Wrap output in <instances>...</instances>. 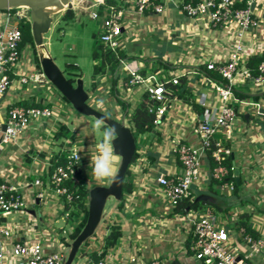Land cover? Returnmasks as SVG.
Instances as JSON below:
<instances>
[{
  "label": "crops",
  "instance_id": "0c3cea01",
  "mask_svg": "<svg viewBox=\"0 0 264 264\" xmlns=\"http://www.w3.org/2000/svg\"><path fill=\"white\" fill-rule=\"evenodd\" d=\"M180 1L166 0L161 11L142 13L133 12L130 0L117 1L126 9L118 48L125 55H133L121 59L111 74L115 78L116 94L110 92L109 96L115 98L117 95L128 103L125 113L118 112L120 118L110 114V104H106V97L109 96H105V93H108L110 84L107 82L110 77L108 73L95 76V90L84 89L90 106L122 120L130 127L132 134L129 111L145 100L146 91L144 81L129 84L125 80L127 61L133 60L131 65L144 70L142 77L151 75L156 81L168 85L179 84L180 78H184L183 85L192 98L198 91H206L211 98L214 93L205 80L204 63L223 60L237 42L230 29L210 26L203 17L184 15L179 8ZM252 9L259 18V24L256 30L239 40L245 60L251 54L264 52V0H254ZM76 14L73 11L72 19L76 20ZM19 15H24L23 9L0 11V29L9 27ZM20 58L14 68L16 73H22L26 68L31 71V66L36 69L34 63L24 64ZM174 76L177 83L170 82ZM76 77L82 79L83 86L82 75ZM39 83L19 84L14 78L10 86L0 93V121L6 115L7 106L18 101L47 103L51 110L48 117L31 119L11 141L0 144V179L18 185L24 199L22 211L0 212V226L11 229L9 237L0 236V242L3 247L15 240L38 242L45 252H59L64 257L72 239L70 233L78 225L83 212L80 211L76 217L64 216L61 199L45 184L42 185L43 195L36 197L37 186L32 184V180L38 177L45 183L50 160L62 152L76 151L81 157L77 167L85 177L86 189L106 185L108 181H97L91 174L88 158L96 155L99 143L92 137V118L75 111L51 87H47L45 81ZM234 84V90L241 94L238 96L234 92L236 100L232 101L235 122L229 135L218 130L214 138L228 148L232 168L238 169L240 187L236 194L223 193L213 184L214 193H210L207 161L202 154L198 160L196 178L189 187V197L192 199L205 194L210 197L209 200L227 206V211L218 218L227 222L226 227L230 232L235 231L231 227L234 226L231 225V217L239 212L248 213L250 229L255 236L264 240V87L240 78H236ZM99 101H103L102 107H97ZM215 101L216 98L209 100L210 103ZM255 108L260 113H256ZM199 114L180 98L169 95L159 122L148 131L137 132L136 136L133 134L135 156L123 177L130 183L131 189L121 193L120 199L106 197L97 226L79 244L70 264H87L89 253H97L101 249L103 235L111 223L118 224L120 236L102 256L104 264H147L150 261L157 264H170L171 261L199 264L190 249L186 212L173 210L156 181L160 173L170 177L179 172V163L172 147L176 141L196 144L192 126L200 119ZM107 199L109 203L105 207ZM16 261L6 247L0 264H16ZM252 261L264 264V254L253 256Z\"/></svg>",
  "mask_w": 264,
  "mask_h": 264
},
{
  "label": "built area",
  "instance_id": "2783aa9c",
  "mask_svg": "<svg viewBox=\"0 0 264 264\" xmlns=\"http://www.w3.org/2000/svg\"><path fill=\"white\" fill-rule=\"evenodd\" d=\"M133 12H159L163 9L166 0H130ZM68 0L67 4H71ZM254 0H181L180 10L187 17H203L210 26H223L232 31L236 38L233 49L227 56L218 62L206 61L205 70L215 71L220 79L216 80L205 73V80L214 94H206V91L194 93L193 100L201 108L202 117L192 126L196 136V144L191 145L183 141H176L172 147L179 163L178 173L168 177L162 173L156 176L157 183L173 206L182 197L189 193L190 184L196 178L199 157L204 150L211 148L210 155L215 162L212 167L211 176L221 181L227 175V168L221 161V154H227L228 148L222 146L214 138V134L221 130L229 135L235 122V108L233 100H236L234 93V81L236 78L248 79L251 83L264 87V60L256 65V73L250 74L245 67L241 54V40L245 35L257 29L259 18L255 15L252 4ZM103 5V0H93L85 6L88 8V16L98 20L100 43L110 48L118 47V37L121 34L125 18V8L117 4L103 5L98 11V6ZM73 8V6H71ZM16 11V10H15ZM8 12V11H6ZM25 16V15H19ZM17 17V16H16ZM27 19L28 17L25 16ZM21 32L16 18L9 27L0 29V93L4 92L14 80L19 84L26 82L43 81V74L31 66L22 73H16L14 68L18 65L20 48L18 47ZM133 61V60H132ZM132 61L125 63V70L129 75L128 83L135 84L144 81L146 97L149 101L147 110L153 114L152 122H159L164 110V102L170 95L162 82L156 81L153 76L142 77L139 74V67L131 65ZM16 75V77H14ZM171 83H177V78H170ZM209 89V90H210ZM214 103L209 100L215 99ZM256 113H260L255 108ZM51 113L50 107L46 104L40 105H11L4 119V129L0 138V144L11 141L16 133L31 119L37 117H48ZM80 156L76 151H70L64 155L63 161L51 166L47 173L45 183L35 177L32 184L37 186L36 197L43 195L42 185L50 187L63 203L62 212L64 216L69 215L72 204L78 195L72 191L66 182L75 169ZM220 192L226 193L232 190V181L215 183ZM66 205V206H65ZM24 199L18 185L12 181L0 179V212L22 211ZM186 221L189 223L190 249L199 264H255L252 257L264 254V240L258 236L246 232L243 227H235L237 216L231 217V226L234 232L228 231L227 222H222L218 216L208 207L189 209L186 211ZM11 229L9 226H0V236L9 237ZM8 247L10 256L17 259L16 264H61L63 256L59 252H45L40 243L15 240L3 245L0 242V263L4 259L5 249ZM87 264H104L101 259L88 260ZM147 264H157L150 261Z\"/></svg>",
  "mask_w": 264,
  "mask_h": 264
},
{
  "label": "trees",
  "instance_id": "16d2710c",
  "mask_svg": "<svg viewBox=\"0 0 264 264\" xmlns=\"http://www.w3.org/2000/svg\"><path fill=\"white\" fill-rule=\"evenodd\" d=\"M108 4L111 5V4H116V3H115V0H103V5H108ZM103 5H99L97 7L98 11ZM116 6H118V4ZM15 10L16 9L0 10V11L14 12ZM15 18L17 20V24L21 32V37H20L18 47L21 49L25 44H29L31 46L34 66L36 67L37 71H40L35 48H34V45L31 39L29 20L25 16H17ZM61 18L68 19V20L73 18V11L69 6L64 9L63 13L61 14ZM132 56L133 55H129V56L125 55L124 52L118 47L110 48L106 45H103L102 43H98L95 49L92 51V57L95 62L93 63L92 75L90 77L91 88L94 89L97 84V82L95 81V78H96L95 75L101 76L103 73H106V72H108L109 75L112 74L121 59L132 57ZM261 60H264V52H261L260 54H251L247 57V59L244 62V65L249 70L250 74L254 75L256 73V65ZM205 72L206 74H208L212 78H215L216 80L220 79V76L215 71L205 70ZM143 73H144V70L139 69V74L143 75ZM76 76H80V73L75 74V77ZM75 77L72 78L69 75L66 76L69 82H73ZM124 78L127 81L129 78V75L127 74ZM183 80L184 78H180V83L176 85H171V84L168 85L167 83H163V85L169 89L170 95L180 98L182 101L188 104L192 110H194L196 113L199 114L202 108L197 103H195V101L191 97V94L189 93V90L187 89V87L183 85ZM109 82H110L109 92H111V94H116L114 76L110 78ZM234 92L237 93V91L235 90ZM237 95L239 96L241 94L237 93ZM60 97L64 99L63 96L60 95ZM115 98L118 100V103L120 104L122 110H125L127 108L126 106L128 105V103L122 100L121 98H119L117 95H115ZM15 104L40 105V103L34 102V101H31L29 103L24 102V101H18ZM46 105L48 104L46 103ZM148 105H149V101L145 99L137 103L129 111V121L131 123V128L133 131L144 132V131L150 130L153 127L154 125V123L152 122L153 114L147 110ZM10 106H7V109ZM210 150L211 148H207L204 150V153H203L205 155L207 166H208V174H209L208 191L210 193H214L212 185L215 183H219L222 181H232L231 193L236 194L240 187V181L235 182L234 180V175L232 174V164H231L229 154L228 153L221 154L220 163L224 167H226L228 171H227V175L221 181H218L211 176V170H212V167L215 165V162L210 155ZM65 154H66L65 152H62L54 159H51L49 169L55 163L62 162ZM134 156H135V151L133 153L132 159L134 158ZM127 170H128V167L126 168L125 173L127 172ZM66 182L68 183L70 189L74 191L75 193H77L78 195V198L72 203L74 205V208L71 209L69 212L70 217H76L80 211L83 212L78 225L70 233V236L73 238L79 231L80 227L83 225L85 217H86L85 196H86L87 189H86L85 177L81 173L78 167L75 169L73 175L66 180ZM130 189H131L130 183L123 178L122 184H121V192L127 193L130 191ZM193 199L194 198L190 199L189 193H188L186 196L178 200L177 203L173 205L172 208L174 211L186 212L189 209H198L201 207H208L214 213L217 211L226 212L228 209L227 206H223L214 200H203V199L193 200ZM236 216H237V222H236L235 227L238 228L239 226H241L246 232L255 236V234L250 229L247 223L249 214L245 212H239L238 214H236ZM119 236H120V228L118 224L111 223L108 227L107 232L103 235L101 249L97 253L95 251H92L91 253H89V259L94 260V261L101 259L102 256L105 254L106 250L116 243ZM170 264H179V263L171 261Z\"/></svg>",
  "mask_w": 264,
  "mask_h": 264
},
{
  "label": "water",
  "instance_id": "95a60500",
  "mask_svg": "<svg viewBox=\"0 0 264 264\" xmlns=\"http://www.w3.org/2000/svg\"><path fill=\"white\" fill-rule=\"evenodd\" d=\"M67 2L68 0H0V10L27 9L31 39L35 49H39H36V56L41 73L46 80L56 88L75 111L82 115H90L95 119L104 117L106 127L114 129L116 133L112 141V147L114 154L121 157V164L118 166V181L116 183L108 182L106 185H94L87 189L84 223L77 234L71 239L69 249L63 257L61 264H70L79 244L93 233L100 219L106 197L111 196L114 199H120L122 180L125 170L132 160L135 148L134 136L130 127L124 124L122 120H117L107 113L90 106L86 101L87 93L82 86V79L76 77L73 82H69L47 50H45L44 54L40 51V47L44 46L42 44L43 33L49 29L52 20L51 14L64 9ZM201 117L202 115L199 114V118ZM3 129L4 123L1 120L0 138ZM232 174L234 175L235 182H238V169L236 167L232 168ZM209 198L208 195L201 194L194 197L193 200H209Z\"/></svg>",
  "mask_w": 264,
  "mask_h": 264
},
{
  "label": "rangeland",
  "instance_id": "374dc122",
  "mask_svg": "<svg viewBox=\"0 0 264 264\" xmlns=\"http://www.w3.org/2000/svg\"><path fill=\"white\" fill-rule=\"evenodd\" d=\"M117 1L120 0H115L116 4H118ZM92 2L93 0H72L71 4L68 3L64 6V9L68 6L70 8L71 6H73V8H71L72 11H76L78 13L76 14V20L72 18L69 20L61 18V14L63 13L64 9L52 13L51 14L52 20L49 29L45 33H43L42 44L44 46L40 47L41 48L40 51L42 52V54H44L45 50H47V52L52 57L53 61L62 70L65 76L69 75L73 78L75 77V74L80 73L83 77V88L86 89L87 91L95 90V88L92 89L90 85L92 66L93 63L95 62L92 57V51L95 49L96 45L100 43L98 39V32H99L98 20L90 18L88 16V8L87 9L84 8L85 6L89 5ZM22 9H23V14L28 17L27 9L25 8ZM36 49L39 50L38 48ZM36 49L35 52L37 55ZM20 60L24 64L34 63L32 48L29 44H25L22 47ZM95 76L97 77V75ZM110 78H111V74H110ZM110 78L108 77L107 79L110 81ZM42 80L45 81L43 77ZM108 80L107 82H109ZM33 83L40 84L39 82H33ZM46 83H47V87L49 88L51 87V89L56 94L60 95V93L56 90L55 87H53L49 82ZM43 90L45 91V89ZM109 91L110 88L108 85V93H105V96L110 95ZM95 93L97 95V92ZM106 98H107L106 104L107 103L110 104L108 107L109 108L108 110H110V114L112 115L114 114L113 116H116V118H120L118 114L120 112L125 113L126 109L122 110L116 98L110 96ZM88 116L92 118L91 120V126H92V123L96 119L90 115ZM91 133L93 139L100 140L101 134L99 132H94L93 129L91 128ZM133 134L136 136L137 132L133 131ZM86 198L87 196H85V200H87ZM108 203H109V199L106 200L104 206L106 207ZM215 214L218 217L219 215L222 216V212L217 211L215 212Z\"/></svg>",
  "mask_w": 264,
  "mask_h": 264
},
{
  "label": "clouds",
  "instance_id": "9594fccd",
  "mask_svg": "<svg viewBox=\"0 0 264 264\" xmlns=\"http://www.w3.org/2000/svg\"><path fill=\"white\" fill-rule=\"evenodd\" d=\"M102 106L103 101H99L97 107ZM92 129L101 135L96 146V155L88 158L91 174L97 181L116 183L118 181V166L121 164V157L113 152L112 141L116 135L115 130L105 127L104 117L96 119L92 123ZM76 158L81 159L80 156Z\"/></svg>",
  "mask_w": 264,
  "mask_h": 264
}]
</instances>
